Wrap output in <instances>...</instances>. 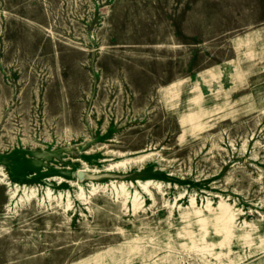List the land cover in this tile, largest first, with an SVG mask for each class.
<instances>
[{
  "label": "rangeland",
  "instance_id": "1",
  "mask_svg": "<svg viewBox=\"0 0 264 264\" xmlns=\"http://www.w3.org/2000/svg\"><path fill=\"white\" fill-rule=\"evenodd\" d=\"M0 168V264H264V0H0Z\"/></svg>",
  "mask_w": 264,
  "mask_h": 264
},
{
  "label": "bare ground",
  "instance_id": "2",
  "mask_svg": "<svg viewBox=\"0 0 264 264\" xmlns=\"http://www.w3.org/2000/svg\"><path fill=\"white\" fill-rule=\"evenodd\" d=\"M153 156L152 152H145V153H138L132 156H126V157H122L120 160L111 163L110 165L107 166V168H121V169H126L128 167H131L133 165H135L134 167H142V162L147 161L149 159H151ZM87 166V165H86ZM1 169V168H0ZM1 172V170H0ZM59 181H61V179H59ZM58 181V182H59ZM73 184H75L79 189L80 192L77 194L78 197L80 198H86V196H84V192L82 189V186L80 185V183L78 181H74ZM10 185V184H9ZM157 182H155L154 180L151 179H146V180H139L136 179L135 181H116V180H110L107 184H94V183H89L88 186H90V192H94L97 189H103L106 187H109L110 190H113L118 196L121 195L124 197V199L126 200V198L129 196L130 194V198L131 203H132V207L135 210L138 206H139V202H138V195L139 193L137 192V190H132L131 193L128 192V187H137L140 188V190H142L145 193H150V186H156ZM17 186H15V188H9L10 189V197H13L15 195V191H16ZM45 193H46V198L51 201L53 199H55V201L57 202V205H59L61 203V199L64 198V196L67 197V203L65 206H63V211L67 212L70 209V202H69V194L67 193V191L65 193L62 192H58L57 194H53V192L46 187L45 188ZM35 196V191L33 190V188H27L25 186L24 188V192L22 193V195H20L17 198V203L20 206L26 205L30 202V200H32V198ZM84 198V199H85ZM191 203H194V199L191 198ZM7 206V205H6ZM15 206V204H14ZM209 206V205H208Z\"/></svg>",
  "mask_w": 264,
  "mask_h": 264
}]
</instances>
